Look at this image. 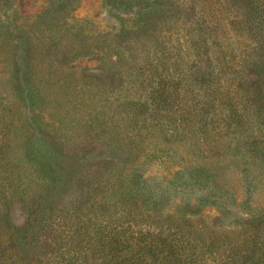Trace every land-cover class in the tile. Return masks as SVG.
<instances>
[{"label":"rangeland","instance_id":"obj_1","mask_svg":"<svg viewBox=\"0 0 264 264\" xmlns=\"http://www.w3.org/2000/svg\"><path fill=\"white\" fill-rule=\"evenodd\" d=\"M246 22L242 0H0V264H91L128 215L264 264Z\"/></svg>","mask_w":264,"mask_h":264},{"label":"trees","instance_id":"obj_2","mask_svg":"<svg viewBox=\"0 0 264 264\" xmlns=\"http://www.w3.org/2000/svg\"><path fill=\"white\" fill-rule=\"evenodd\" d=\"M242 1L247 17L245 32L249 39L244 53V67L249 76L253 77L246 91L254 107L249 122L248 140L252 168L258 161L264 163V0ZM226 57L224 54L223 59L227 65L229 61ZM201 86L207 91L212 83L204 81ZM257 124L262 129L261 139L257 137ZM194 172L200 171L196 169ZM123 206L127 213H132L127 204ZM126 218L121 226L107 227L108 231L97 242L99 247L93 249L95 254L91 257V264H208L214 254L212 240L207 246L203 233L187 230L186 225L177 220L158 218L144 225L136 217L131 219V215ZM187 228L192 227L189 225ZM253 262L255 263L252 264H263L261 258H254Z\"/></svg>","mask_w":264,"mask_h":264}]
</instances>
